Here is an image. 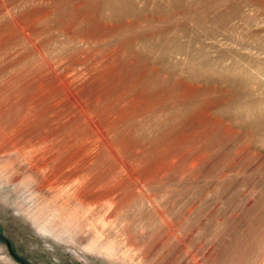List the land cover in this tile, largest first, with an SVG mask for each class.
<instances>
[{
  "label": "rangeland",
  "instance_id": "rangeland-1",
  "mask_svg": "<svg viewBox=\"0 0 264 264\" xmlns=\"http://www.w3.org/2000/svg\"><path fill=\"white\" fill-rule=\"evenodd\" d=\"M0 264H264V0H0Z\"/></svg>",
  "mask_w": 264,
  "mask_h": 264
}]
</instances>
